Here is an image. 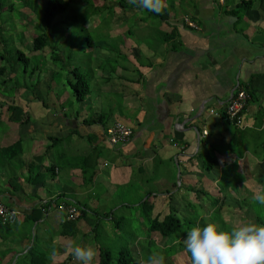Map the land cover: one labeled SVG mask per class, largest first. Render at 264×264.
<instances>
[{"label": "crops", "instance_id": "obj_1", "mask_svg": "<svg viewBox=\"0 0 264 264\" xmlns=\"http://www.w3.org/2000/svg\"><path fill=\"white\" fill-rule=\"evenodd\" d=\"M197 1L202 2L201 7ZM239 1L194 0V10L189 14L174 7L160 22L161 36L155 44L130 38L121 41L117 65L109 75L97 73V115L108 116L105 124H97L101 126L97 134H85V108L69 115L60 108L62 103L45 107L35 99L37 96L19 103L31 115V121L20 124L7 118V128L0 133V148L22 141L21 154L14 160L0 156V200L19 211L16 223H0V264H16L20 256L26 263L32 262L34 259L27 255L35 239L45 264H68L73 260L71 248L75 245L71 238L96 233L97 217L80 219L79 232L64 235L68 212L63 204L76 206L80 213L88 206L89 214L97 215L111 203L117 204L112 211L123 212L129 202L115 200L114 190L117 185H130L132 180H138L144 199L152 191L150 185L159 189L152 191V199L155 206L162 199L166 202L164 208L159 205L154 209V215L159 212L162 216L171 206L183 213L184 201H209L206 193L213 191L226 204L229 196L223 194L221 184L225 176L227 181L231 179L226 189L233 198H237L233 191L239 188L246 190L253 185L261 189L264 42L254 39L264 35V2L255 0L247 12L231 13ZM147 28L149 25L141 28L142 39L151 37ZM158 35L153 33L152 37ZM250 81L257 82L258 90L246 106V125L238 127L227 119L226 109L233 95ZM106 95L114 96L109 99V115L100 112ZM117 121L131 125L134 132L129 142L113 147L107 129ZM237 129L245 132L239 138L243 156L241 148L239 155L229 149ZM89 135L97 139L99 166L94 182L86 184L80 157L92 151L85 142ZM51 136L62 140L56 142ZM211 158L217 164L209 169L206 164ZM240 172L242 178L236 177ZM97 194L103 197L99 204L92 198ZM34 207L43 216L32 222L29 218L37 215ZM99 247L97 244V264ZM48 254L51 257L46 258Z\"/></svg>", "mask_w": 264, "mask_h": 264}, {"label": "rangeland", "instance_id": "obj_2", "mask_svg": "<svg viewBox=\"0 0 264 264\" xmlns=\"http://www.w3.org/2000/svg\"><path fill=\"white\" fill-rule=\"evenodd\" d=\"M26 1L31 3V8L21 7L20 11L14 10L8 14V18L10 22H13V25L5 22L0 15V50L7 49L4 58H0V65H5L7 68L4 76L0 79V83L4 78L10 77L9 75L13 66H15V72H12L11 75L16 74L12 80L5 83L6 85H1L5 86L0 89V92L8 88L18 87L16 86L17 83H21L20 87L25 86L27 88V85L30 88L29 92H25L24 90H21L22 94L18 92L17 103H26L28 99L37 96L48 101L49 104L62 103L60 108L64 107L65 112L69 115H76L77 112L85 108L83 111L87 116H97L99 112L96 107L97 73L102 71L106 75H109L111 69L117 65L116 52L120 47L121 41L125 38H130V40L138 42L144 40L148 44H155L157 42L156 38H160L161 36L159 33L161 21L157 17L142 10L133 13L132 9L134 8L130 9V6L122 7L120 0H69L68 10L55 20L56 32L53 36V42L55 39H59L56 45H60L61 48L56 53V55H60V58L54 61L51 46L47 47L44 51H35L33 49V39L38 33L36 26L41 23L38 13L44 9L42 5L47 0ZM88 3L89 5H87ZM17 4H19L18 0H16ZM106 4L109 7H102ZM197 6L201 7L202 2L197 1ZM166 7H175L177 11L189 14L190 11L194 10L195 5L194 0H166ZM36 8L39 9H37V12L34 11ZM62 22L63 24H61ZM148 25L150 28H147L146 31L151 34L149 35L151 37L142 39L140 36L144 32L142 29ZM153 33L159 35L152 37ZM4 38L9 40V45H4ZM156 46L157 44L153 45V48H157ZM19 50L25 52L29 57V72L27 74H24L26 62L18 58L17 51ZM38 65H41V68L35 75H31L32 69ZM75 67L80 68L91 85V94L85 102H79L76 99L70 85V80L74 83L76 82V78L71 71ZM30 91H32V94ZM112 97L114 96L110 97V95H106L103 97L102 101L104 103L100 112L103 110V113L109 115L111 107L109 99ZM52 111L56 113L55 109ZM9 112L7 110L3 112V119L5 121ZM118 122L124 123L122 121ZM6 124L7 121L0 125V133L7 128ZM97 128L100 129L101 126H97V124L86 125L85 134H97ZM55 134L58 133L56 132ZM85 142L86 147L91 146L87 139ZM242 174L240 172L238 176L241 177ZM106 185L108 188L111 187V184ZM139 188L137 179L132 180V183L128 186L117 185L114 190V193H116L115 200H134L140 196ZM259 188L250 185L246 190L239 188L233 192L237 194V199H245L248 197V193L250 195V191L255 193L260 191ZM149 189L153 192H159V189L153 185H150ZM186 192L184 191V193ZM228 193L229 190H227ZM92 198L93 200L97 198V204H99L98 200H103V197L99 194H97V197ZM231 199L228 197V201L224 205L223 199H219L213 194V197H210L209 201H193L195 207H191L192 202L189 206H187L188 201L182 202V215L187 218L183 231L179 235H176L173 243H171L169 238L166 240L171 247L177 243L175 247L179 250L174 255L171 254L170 257H164V264H191L190 254L184 248L183 241L187 236L186 230L190 229L193 225H204L215 222L223 229L230 230L233 226H239L246 222L264 224V204L255 202L252 196H249L244 201L245 206L236 207L229 205L232 202ZM165 203L163 199L159 203L157 202V209L159 205H161V208H164L166 206ZM204 203H209L210 205L204 206L202 205ZM112 207V204L108 203L99 211L104 215V213L112 211ZM167 208L169 206L164 210H167ZM121 211H116L115 219H110L111 217L103 219L102 227L98 232H90L88 235L79 234L71 238L73 240L72 243L74 242L73 244L75 245L82 243H85V245L92 244L95 248L97 244H101L104 247L107 246L113 253L111 264H124L119 259L123 258V251L125 252L126 250L124 249L127 248L135 256V260L130 264H136L137 261H140L139 264H150V258L153 254L162 255L164 252L162 244L157 240L159 234L157 233L156 235L158 236L155 237L154 234L148 231L146 228L147 220L145 218L143 220L142 216H138L135 209L124 207L123 212ZM238 212L242 215L241 217L236 216ZM121 215L123 218H121ZM150 240H153L151 244ZM139 245L144 247V252L141 248L136 249ZM133 248L136 251H140L141 255L135 253ZM127 254L125 252L126 256ZM43 256L41 255L38 258L39 262L37 264H45ZM47 257L49 258L51 255L48 254ZM97 257L94 264H97ZM17 264L28 263L24 262L23 257L20 256ZM68 264H81V262L73 258Z\"/></svg>", "mask_w": 264, "mask_h": 264}, {"label": "trees", "instance_id": "obj_3", "mask_svg": "<svg viewBox=\"0 0 264 264\" xmlns=\"http://www.w3.org/2000/svg\"><path fill=\"white\" fill-rule=\"evenodd\" d=\"M18 1H19V4L16 5V0H0V15L5 22H9L12 25H13V22L12 21L10 22V20L8 18V14H10L14 10L20 11L21 7L31 8L30 2H28L26 0H18ZM262 2H264V0H262ZM69 3H70L69 0L68 1L67 0H47V2L44 5H42V6H44V9L38 13L39 14L38 18L40 16L41 23L36 26V30L38 31V33L33 39V49L35 51H44L47 47L51 46L52 47V54H53L52 57H53L54 61H57L60 58V55L58 54L59 55L58 56V55H56V53H57V51H60V48H61L60 45L59 46L56 45V43L59 41V39H55V41L53 42V39H54L53 36L55 35V32H56L55 31V20L61 14L65 13L68 10ZM254 4H255V0H240L237 3L235 9H233L231 11V13L237 14V15H239L241 13H245L248 10H250L254 6ZM87 5H89V3ZM120 5L122 7L130 6L129 8H138L139 10L145 11L152 16L154 15L160 21H164L170 15L169 13L174 8V7L173 8L165 7L162 12L156 13V12H152V11H149L147 9H144L142 7H139L137 4L132 3V0H120ZM39 7L41 8V6H39ZM102 7L107 8L109 6L106 4L105 6H102ZM37 9L38 8H36L34 11L37 12L39 10V9L38 10ZM61 24H63V22ZM8 41L9 40H6L4 38V45H9ZM6 52H7V49L0 50V58H4V56H5L4 54ZM12 54H14V53L12 52ZM17 55H18V58L20 60L26 62V65L24 68V74H27L29 72V63H30L29 57L25 54V52H23L21 50L17 51ZM40 68H41V65L34 67L30 74L35 75L36 72ZM6 69L7 68L5 65H0V79L4 76ZM71 71L76 78L75 83L70 80V85L72 87L73 93L79 102H84V101H86V99L91 94V85H90L86 75L83 74V72L80 70L79 67H75ZM12 72H15V66L12 67V71L9 75L10 77L4 78L2 80V82L0 83V89H2L3 86L6 85L5 83H8L16 75V74L11 75ZM2 84H5V85L1 86ZM252 84L255 87H252L251 86ZM20 85H21V83H17L16 86H18V87H15V88L12 87L10 89L8 88L7 90L0 92V125L5 123V120L3 119V117H4L3 112L6 110L10 111L8 113L7 118H8V120H10L12 122H17L20 124H26V123L31 121V115L28 112L24 111L23 108L20 106V104L17 103L18 92L22 93L21 90H24L25 92H29L30 88H28L27 85H26L27 88H25V86L20 87ZM256 85H257L256 81H254V82L250 81L248 84L242 85L243 89L240 88V90L246 91L249 94V96L252 97V96H254L255 92L258 90ZM30 93L32 94V91H30ZM35 99L38 101H41L45 107H48V105H49L48 101L43 100L39 97H35ZM107 117L108 116H106L104 114H100L97 116H88L84 119V124H86V125L103 124ZM244 136H245V132L241 131L239 129H237L233 133V137H232V140H231L230 146H229L230 151L237 153L239 155L240 154L239 149L241 148L242 152L240 155L243 156V148L244 147H243V145H241L242 143H240L239 138L244 137ZM50 139L55 140L56 142L59 140H62L61 137H54V136H51ZM86 139L90 143L92 151L90 153H88L87 155L80 157V159L84 164V166L82 167L84 181L86 182V184H89V183L94 182L95 177L98 173V166H99L98 160L99 159L97 156V150L99 149V147L97 146V139H96L95 135H93V136L89 135L86 137ZM21 151H22V141L19 139L18 141H16L12 145L0 148V156H3L9 160H14L17 156H19L21 154ZM216 164H217V161L214 158H211L208 161V163L206 164V167H208L209 169H212L214 166H216ZM226 177L227 176H225L226 180H224L223 183H221V184L223 185L222 192L225 194V196H229L230 198H232L231 199L232 202L229 205L230 206H236V207L245 206L246 204H244V201L249 196H253L254 193H252L250 191V195L248 197H246L245 199L233 198V195L230 194V191L227 194V190H229V189H226V188L230 187V185L228 183L231 181V179L229 181H227ZM236 177L242 178V176L240 177L238 175ZM260 181H261V186H262L260 189V191H261V190H264V175L261 176ZM201 192H205V191H201ZM206 194L209 196V199H210V197H213L209 193H206ZM152 195L153 194L151 191L150 193H148L147 198H145V199H144V196L140 195L138 198H136L134 200H127L129 202V204L127 206L130 209H132V208L135 209L138 216H142L143 220H144V218L147 220L148 223H147L146 228L148 229V231H150L152 234H154L155 237L158 236V235H156L157 233L159 234V236L157 237V240L159 243L162 244L163 249H164L162 256L163 257H170L171 254L174 255L176 252H178L179 249H177L175 247L177 243L174 246L172 245V247H171V245L169 243H167L166 240L169 238L171 240V243H173L175 241L174 238L176 237V235H179L183 231V228H184V225L186 223L187 218H185L182 215L181 211L178 209V207L176 208V206H171L170 212L167 215L162 216V213L159 214V212L156 215H154V209L156 208V206H155V203L152 199ZM60 198L61 197H59L57 200H59ZM219 199H223V202H224V198H219ZM70 203L73 205L76 204L74 202H70ZM190 204H191V201L188 200L187 206H189ZM116 205H113L112 209L115 208ZM191 207H195V204L192 203ZM33 212L37 213V215L35 217L32 216L29 218V220H31L32 222H35L37 219H39L40 217L43 216V213H41L42 211L37 209L36 207L33 208ZM115 214H116V211L106 212V213H104V215H102L100 211H97V215L92 214V213L89 214V208H88V206H86L85 209L84 208L81 209V214L79 217L68 219L63 224L62 233L64 235L74 236L77 232H79L78 221L80 219H86L88 221L89 217H97L98 218L97 222L94 225V229L97 228V232H98V230L102 227V223H103L102 220L105 218H110V217H111L110 219H115ZM236 216L241 217L242 215L240 214V212H238ZM121 218H123L122 215H121ZM256 221H258V220H256ZM4 225L11 226V224H4ZM149 237H150V235H149ZM152 241L153 240H150V244L152 243ZM37 246L38 245H37L36 239H35L33 245L30 248V251L27 255V257L29 259H34V260L32 262H29L28 264H36V259H38L41 256V254H38ZM138 248H141L144 252L143 246L139 245L136 247V249H138ZM136 249L133 248L135 253H138L141 255L140 251H136ZM99 250H100L99 264H111L113 261L112 251L107 246L104 247L101 244H100ZM124 250H126L125 252L128 253L127 256H129V257H127L125 255V252L123 251V258L119 259V261L124 263V264H130L132 261L135 260L134 253L129 252L128 248L124 249ZM139 263H140V261H137L136 264H139Z\"/></svg>", "mask_w": 264, "mask_h": 264}, {"label": "clouds", "instance_id": "obj_4", "mask_svg": "<svg viewBox=\"0 0 264 264\" xmlns=\"http://www.w3.org/2000/svg\"><path fill=\"white\" fill-rule=\"evenodd\" d=\"M132 3L156 13L166 7V0H132ZM252 199L264 204V190L255 192ZM186 233L183 243L191 264H264V224L246 222L225 230L210 222L193 225ZM71 253L81 264H94L98 255L91 244H76ZM150 264H164V257L153 254Z\"/></svg>", "mask_w": 264, "mask_h": 264}, {"label": "built area", "instance_id": "obj_5", "mask_svg": "<svg viewBox=\"0 0 264 264\" xmlns=\"http://www.w3.org/2000/svg\"><path fill=\"white\" fill-rule=\"evenodd\" d=\"M187 21L194 27H198L190 20L187 19ZM249 99V94L239 89L228 103L226 117L238 127H244L246 125L244 114ZM133 132V127L131 125L117 121L107 129L108 141L113 147L124 145L132 138ZM62 208L67 210L68 219L77 218L81 214L76 206H66L63 204ZM18 218L19 211L8 207L0 200V222L3 224H14L18 221Z\"/></svg>", "mask_w": 264, "mask_h": 264}, {"label": "water", "instance_id": "obj_6", "mask_svg": "<svg viewBox=\"0 0 264 264\" xmlns=\"http://www.w3.org/2000/svg\"><path fill=\"white\" fill-rule=\"evenodd\" d=\"M254 40H261L264 42V35H258Z\"/></svg>", "mask_w": 264, "mask_h": 264}]
</instances>
